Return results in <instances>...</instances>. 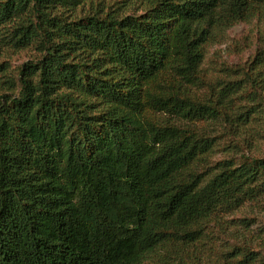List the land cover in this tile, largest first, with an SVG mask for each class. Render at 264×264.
Instances as JSON below:
<instances>
[{
  "label": "trees",
  "instance_id": "obj_1",
  "mask_svg": "<svg viewBox=\"0 0 264 264\" xmlns=\"http://www.w3.org/2000/svg\"><path fill=\"white\" fill-rule=\"evenodd\" d=\"M253 19L264 0H0V264H152L264 196V47L201 70ZM223 137L239 157L210 164Z\"/></svg>",
  "mask_w": 264,
  "mask_h": 264
},
{
  "label": "rangeland",
  "instance_id": "obj_2",
  "mask_svg": "<svg viewBox=\"0 0 264 264\" xmlns=\"http://www.w3.org/2000/svg\"><path fill=\"white\" fill-rule=\"evenodd\" d=\"M107 1L117 6L123 0ZM137 7L133 6L127 12H134ZM261 47H264V19L239 23L207 46L201 64L202 73L209 83L214 84L220 77L226 78L234 66L254 56L256 49ZM26 58L25 52H20L4 59L15 75ZM203 91L201 93H207ZM212 129L219 131L218 127ZM231 141L225 137L218 139L216 148L209 155L210 164L227 155L239 157L238 151L230 146ZM247 148L240 145L239 151L246 152ZM251 148L253 155L264 157V138L254 140ZM165 250H157L148 263L164 264L166 260L169 264L179 261L182 264H243L244 256L253 251L257 259L253 264H264V196L230 213H217L210 221L201 223V234L196 241L186 243L181 240Z\"/></svg>",
  "mask_w": 264,
  "mask_h": 264
}]
</instances>
